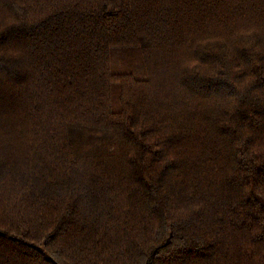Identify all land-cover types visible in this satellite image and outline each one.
<instances>
[{
    "label": "trees",
    "instance_id": "trees-1",
    "mask_svg": "<svg viewBox=\"0 0 264 264\" xmlns=\"http://www.w3.org/2000/svg\"><path fill=\"white\" fill-rule=\"evenodd\" d=\"M0 264H264V0H0Z\"/></svg>",
    "mask_w": 264,
    "mask_h": 264
},
{
    "label": "snow or ice",
    "instance_id": "snow-or-ice-1",
    "mask_svg": "<svg viewBox=\"0 0 264 264\" xmlns=\"http://www.w3.org/2000/svg\"><path fill=\"white\" fill-rule=\"evenodd\" d=\"M8 47H11V45L9 44L0 45V52H2V50H6Z\"/></svg>",
    "mask_w": 264,
    "mask_h": 264
}]
</instances>
